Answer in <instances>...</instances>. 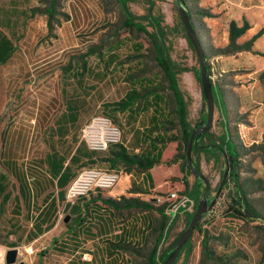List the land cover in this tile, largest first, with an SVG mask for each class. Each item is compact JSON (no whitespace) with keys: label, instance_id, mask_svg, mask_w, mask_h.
Returning <instances> with one entry per match:
<instances>
[{"label":"crops","instance_id":"crops-1","mask_svg":"<svg viewBox=\"0 0 264 264\" xmlns=\"http://www.w3.org/2000/svg\"><path fill=\"white\" fill-rule=\"evenodd\" d=\"M83 1L85 11L80 16L84 27L110 18L100 0ZM69 2L73 6L76 0L65 1L71 21L78 12L71 10ZM183 4L212 73L214 118L221 127L211 132L224 133L236 145L254 142L264 132V0H183ZM38 8L24 7L21 0H8L5 4L0 0V36L9 40L13 48L0 67L10 62L17 49L15 41L22 37V24L27 17L34 18ZM44 9L41 12L46 15ZM244 25L246 28L235 36L234 45L252 39L250 48L227 54L218 52L231 47V26L237 30ZM97 50L98 59L83 66L84 81L78 68L72 71L73 79L78 75L73 89L79 96L63 97L59 115L42 128L37 127L40 140L26 145V151L31 149L28 170L16 166L8 153L1 161L0 174L5 176L8 199L0 217L9 206L10 217L4 226L6 235L0 240V251L5 254L10 248L19 249L26 264H149L152 249L157 245L164 250L172 240L173 216L185 212L187 207L177 212L169 208L172 201L167 199L168 194L183 186L181 159L170 161L177 154L178 140L174 138L179 127L149 66L147 47L135 41L129 46ZM62 77L63 74L61 81ZM104 86L110 87L111 92L116 88L118 94L107 97ZM131 90L137 91V97L127 110H118L114 103ZM90 101L124 126L121 143L103 152L88 150L79 138L81 127L94 115H82ZM67 102L72 104L69 111ZM253 103L258 106L250 111ZM174 107L175 101L173 112ZM246 110L249 112L244 117ZM119 152L156 163L142 169L136 164H125L121 158L113 166L111 161L97 162V166L120 171L119 182L109 190L93 191L73 201L66 198L68 185L88 163V156L95 161L114 160ZM197 156L203 159L205 155L196 152L192 160L196 162ZM207 160L215 161L213 157ZM187 179L191 184L194 181V177L192 182ZM133 199L150 206H126ZM25 247L32 248V255L23 253Z\"/></svg>","mask_w":264,"mask_h":264},{"label":"rangeland","instance_id":"rangeland-1","mask_svg":"<svg viewBox=\"0 0 264 264\" xmlns=\"http://www.w3.org/2000/svg\"><path fill=\"white\" fill-rule=\"evenodd\" d=\"M2 1L4 4L8 2ZM65 1L67 0H55V16L50 33L46 26L47 14L44 15L38 10L34 18L25 19L22 24V37L15 41L17 48L15 54L10 62L0 67V170L1 161L7 158L4 155L6 153L16 166L28 170L31 149L26 151V145L40 140L36 133L37 127L42 128L59 115L64 106L63 97L79 96L73 89L78 75L73 79L72 71L78 68L80 78L84 81L86 75L83 66L98 59L99 48L124 47L135 41L146 46L149 66L166 97L170 113L174 114L173 96L167 86L166 75L152 58L154 50L149 38L134 28L121 26L124 15L117 2L100 0L110 18L101 22H90L84 27V20L80 14L85 11V1L76 0L73 6L69 2L71 10L76 9L78 12V16H74L71 21L65 9ZM21 2L24 7L44 9L49 6L51 0ZM149 4H152L154 14L163 17L171 43L172 60L177 67L187 68L177 75L178 86L187 102V118L190 125L199 126V122L207 115L206 101L203 99L198 80L200 65L197 63L196 53L187 42L175 0H132L129 8L134 15L139 16L147 12ZM61 69L64 70V74ZM61 74L64 77V84L60 79ZM262 82L264 84V75ZM63 87L64 96L61 92ZM120 88L123 91V86ZM102 89L107 97H113L114 93L118 94L116 88L115 92H111L108 86ZM257 106L258 103H253L249 110H256ZM249 110L242 116L245 117ZM96 113L107 115L102 112V107L96 108L95 103L91 101L82 111L84 116ZM109 117L114 118L112 115ZM114 123L121 130L122 141L124 126L118 121ZM220 125L213 118L210 131H217ZM169 127L175 130L173 126ZM237 147L242 153L239 158L241 183L246 190L247 199L263 218L239 220L229 217L226 208L234 187L230 182L223 186L226 174L222 160L210 162L206 156L203 159L197 156L196 163L209 182L208 203L212 202V206L201 220V231H193L190 242L185 245L174 264H264V132L254 142L247 145L239 142ZM30 177L28 173L27 178ZM188 178L193 181L192 175L188 174ZM199 201L192 200L185 212L173 216L170 227L174 234L166 248L184 229L188 214L195 211L194 204L197 205ZM9 208L10 206L5 210L3 217H0V240L6 235L4 226L10 217ZM203 231L208 235L207 250L214 259L208 258L203 250L201 243ZM17 261L27 263L23 256H19ZM0 263L6 264L3 251H0Z\"/></svg>","mask_w":264,"mask_h":264},{"label":"trees","instance_id":"trees-1","mask_svg":"<svg viewBox=\"0 0 264 264\" xmlns=\"http://www.w3.org/2000/svg\"><path fill=\"white\" fill-rule=\"evenodd\" d=\"M115 1L119 5L124 15L121 26L123 28H134L139 32H143L149 38L152 48L154 50L153 60L166 75L168 88L170 89L173 99L175 101L174 113L176 115V119H177L176 124L178 125L179 130H178V136L174 138V140H178V145H177V154H175L170 161L172 160L174 161V159L176 158L181 159L180 170L183 173V176L181 178L183 186L181 190L177 191L178 198L176 199V201L170 204L169 208L173 212H177L180 209H184L192 200L194 201L200 200L205 193V186L203 181H201L199 178H196L193 175L190 167L187 164L185 157V148L190 138L191 132L195 127H197V126L194 127L191 126L188 121L187 102L184 99V96L178 86V81H177V75L181 71L187 70V68L177 67L174 61L172 60L170 53L171 43L168 39L167 27L163 22L162 15L154 14L152 12V4L148 5V10L146 13H144L143 15L136 16L131 12L129 8V3L132 0H115ZM54 7H55V0H51L49 6L46 9H44V12L48 15L47 27L49 33L51 32L53 27L52 21L55 16ZM36 10L41 11V9H36ZM245 28L246 25H244L240 29L235 30L234 27L231 26V33H230L231 47L219 49L218 52L222 54H227L236 50L250 48L252 39L244 44L234 45L235 36L241 34ZM262 31H264V29ZM262 31H260L258 34H260ZM186 39L191 49L195 52L187 36ZM12 49L13 48L10 41L0 36V65L3 62H5V60L9 57V55L12 52ZM197 63L199 65L198 58H197ZM208 69L210 71V68ZM61 70L64 74V70L63 69ZM198 80L200 81L199 77ZM62 82L64 84V77H62ZM61 92L62 95L64 96L65 94L64 87L62 88ZM137 95H138L137 91L131 90L125 94L123 99L119 100L117 103H114V105L118 106L117 108L118 110L121 111L127 110L128 106L135 100ZM213 96H214V92H213ZM71 105L72 104L68 102L65 104L66 109L68 111L70 110L69 107H72ZM106 106L107 105H103L105 109H107ZM167 122L169 124H173V122L171 121H167ZM194 140L196 141V143L193 144L192 146L191 156L194 155L196 152H202L207 158L213 157L215 161L218 156H222V162L225 166V171H226V179L223 182V186L230 182L234 187L233 195L230 198V203L227 205L226 208L227 215L229 217L236 218L239 220H250L253 218L262 219L263 217L261 213L247 199L246 190L244 189L241 183L239 158L242 153L239 151L236 143L231 138L225 136L224 133H222L221 135H216L212 133L210 129L201 135L199 133L195 134ZM118 158H121V160L127 165L136 164L139 168L142 169H147L149 167H152L153 164L156 163V161L153 159H149L146 157L130 156L125 152L124 153L119 152L114 160L107 158V159H98V161H95V160H90V156H88V163L85 165V167L94 166L97 162L102 164L104 161H109V162L111 161L112 162L111 166H113L114 162L118 160ZM193 165L200 170L198 164L194 160H193ZM188 174L194 177V181L192 184L187 179ZM5 191H6L5 176L0 174V216L3 213L4 205L8 199V195L6 194ZM111 204L116 206V203L114 201H111ZM126 206L147 208L150 205L147 203H143L139 200L133 199L128 204H126ZM196 206L197 205L194 204L195 208ZM192 215L193 212L188 214L186 226L190 222ZM201 224L202 223L200 221L194 230L201 231ZM179 235L180 233L177 235L174 241H172L169 244V246L164 250L159 249L158 246L156 245L152 249L150 255L148 256L149 264H162L163 261L166 259V257L169 255L171 248L174 242L179 237ZM190 240L191 237L185 243V245L189 243ZM207 240H208V235L203 231L202 240H201L202 247L206 256L212 259L213 257L211 256V253L207 250ZM185 245L182 247V249L176 256L172 264H174L175 261L179 258Z\"/></svg>","mask_w":264,"mask_h":264},{"label":"water","instance_id":"water-1","mask_svg":"<svg viewBox=\"0 0 264 264\" xmlns=\"http://www.w3.org/2000/svg\"><path fill=\"white\" fill-rule=\"evenodd\" d=\"M175 5L179 14V17L181 19L182 25L184 27V30L186 32V36L188 40L190 41L192 47L195 50V53L198 58V62L200 65V84L202 89V94L204 96V99L206 101L207 106V115L206 118L201 120L199 122V126L195 127L190 135V138L188 140V143L185 148V157L188 166L190 167L193 175L196 178H199L201 181H203L205 186V193L198 202L195 211L193 212V215L190 219V222L188 225L184 228V230L180 233L177 240L174 242L171 251L169 255L166 257V259L163 261L162 264H172L182 247L185 245V243L190 239L192 236V233L195 229V227L198 225V223L203 219L205 214L209 211V209L212 206V202L208 203V195H209V182L207 177L201 172V170L197 169L193 165V160L191 156V149L193 144L196 143L194 140L195 134L199 133L200 135L207 132L213 122L214 118V96L212 92V83H211V72L209 71V65L205 58V53L201 47V44L197 38V35L194 31V28L192 26L189 13L184 7L183 0H175ZM226 174V171L225 173ZM225 176V175H224ZM224 179V177H223ZM222 179V182H223ZM221 182V183H222ZM18 249L16 248H10L5 253V263L6 264H25L23 261H17Z\"/></svg>","mask_w":264,"mask_h":264},{"label":"built area","instance_id":"built-area-1","mask_svg":"<svg viewBox=\"0 0 264 264\" xmlns=\"http://www.w3.org/2000/svg\"><path fill=\"white\" fill-rule=\"evenodd\" d=\"M79 138L90 151H106L109 147L121 143V130L109 116L96 113L81 127ZM121 175L120 171L113 168H103L97 165L84 167L68 185L66 198L73 201L87 196L93 191L109 190L119 182ZM177 198L176 190L167 196V199L172 202ZM23 253L32 255L33 250L31 247H25ZM17 256H22L19 249Z\"/></svg>","mask_w":264,"mask_h":264}]
</instances>
